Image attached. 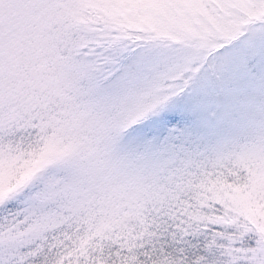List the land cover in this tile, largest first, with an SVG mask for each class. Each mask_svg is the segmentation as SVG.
Here are the masks:
<instances>
[{
  "label": "snow or ice",
  "instance_id": "snow-or-ice-1",
  "mask_svg": "<svg viewBox=\"0 0 264 264\" xmlns=\"http://www.w3.org/2000/svg\"><path fill=\"white\" fill-rule=\"evenodd\" d=\"M0 264H264V0H0Z\"/></svg>",
  "mask_w": 264,
  "mask_h": 264
}]
</instances>
